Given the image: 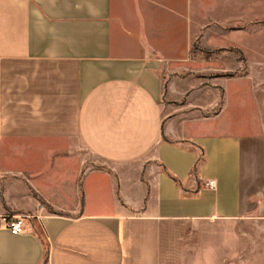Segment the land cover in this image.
I'll use <instances>...</instances> for the list:
<instances>
[{
    "label": "crops",
    "instance_id": "0c3cea01",
    "mask_svg": "<svg viewBox=\"0 0 264 264\" xmlns=\"http://www.w3.org/2000/svg\"><path fill=\"white\" fill-rule=\"evenodd\" d=\"M262 20L264 0H0V264H264Z\"/></svg>",
    "mask_w": 264,
    "mask_h": 264
},
{
    "label": "built area",
    "instance_id": "2783aa9c",
    "mask_svg": "<svg viewBox=\"0 0 264 264\" xmlns=\"http://www.w3.org/2000/svg\"><path fill=\"white\" fill-rule=\"evenodd\" d=\"M214 181H209L208 185L212 187ZM34 215L28 213H12L7 212L3 215V221L7 229L12 234H22L28 232L31 227L32 223L31 220L33 219Z\"/></svg>",
    "mask_w": 264,
    "mask_h": 264
},
{
    "label": "trees",
    "instance_id": "16d2710c",
    "mask_svg": "<svg viewBox=\"0 0 264 264\" xmlns=\"http://www.w3.org/2000/svg\"><path fill=\"white\" fill-rule=\"evenodd\" d=\"M261 22H264V20H262ZM194 48L195 49H201L200 48V46L198 45V44H195L194 45ZM206 54H207V56H210V55H212L215 51H210V50H203ZM220 51V50H219ZM218 51V52H219ZM235 73H226V74H224L225 76H231V75H234ZM36 196H38L37 194H35ZM40 199V198H39ZM40 201H41V203L42 204H44V205H46V203H45V201L44 200H42V199H40ZM44 244H45V246L47 247V249H48V244L46 243V241H44Z\"/></svg>",
    "mask_w": 264,
    "mask_h": 264
},
{
    "label": "rangeland",
    "instance_id": "374dc122",
    "mask_svg": "<svg viewBox=\"0 0 264 264\" xmlns=\"http://www.w3.org/2000/svg\"><path fill=\"white\" fill-rule=\"evenodd\" d=\"M219 65H221V64H219ZM228 67H230V66H228Z\"/></svg>",
    "mask_w": 264,
    "mask_h": 264
}]
</instances>
